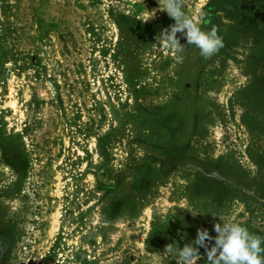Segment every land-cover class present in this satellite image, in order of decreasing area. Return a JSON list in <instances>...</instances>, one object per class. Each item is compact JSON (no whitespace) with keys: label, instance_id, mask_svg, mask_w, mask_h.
<instances>
[{"label":"rangeland","instance_id":"374dc122","mask_svg":"<svg viewBox=\"0 0 264 264\" xmlns=\"http://www.w3.org/2000/svg\"><path fill=\"white\" fill-rule=\"evenodd\" d=\"M221 1L183 11L223 37ZM174 23L159 0H0V264H176L198 229L264 231V133L237 98L254 40L206 59L165 47Z\"/></svg>","mask_w":264,"mask_h":264},{"label":"clouds","instance_id":"9594fccd","mask_svg":"<svg viewBox=\"0 0 264 264\" xmlns=\"http://www.w3.org/2000/svg\"><path fill=\"white\" fill-rule=\"evenodd\" d=\"M184 0H159V9L166 11L175 23L170 30L163 31L162 39L165 47L172 46L181 49L177 37L180 33L186 39V45H195L200 55L211 58L223 46V38L218 35L216 27L210 31H203L194 18L183 11ZM149 17L146 18L147 21ZM177 63H182V58L177 57ZM197 212H192L196 215ZM215 237L206 229H198L197 237L190 244L176 249L172 244L165 246V252L174 254L176 264H196L200 258L199 248L206 251L207 259L211 264H264L261 253V237L251 234L248 229L236 222H223L214 225ZM211 246H209L210 242Z\"/></svg>","mask_w":264,"mask_h":264},{"label":"trees","instance_id":"16d2710c","mask_svg":"<svg viewBox=\"0 0 264 264\" xmlns=\"http://www.w3.org/2000/svg\"><path fill=\"white\" fill-rule=\"evenodd\" d=\"M221 5L229 21L226 34L222 37L224 47L231 45L232 33L246 36L249 34L254 40L252 43L254 54L248 57L251 78L238 90L237 98L246 109L243 121L247 127L252 131L264 133V121L261 120L264 115V0H222ZM214 26L222 30L224 26L222 18H212L208 27ZM155 148L157 154L164 155L158 160L162 166L168 164V157L177 154L171 142L158 144ZM260 197L264 199V194ZM261 204L264 207V202ZM241 225L251 234L261 237V247L264 248V231L254 227L250 221H245ZM260 255L264 258V252Z\"/></svg>","mask_w":264,"mask_h":264}]
</instances>
